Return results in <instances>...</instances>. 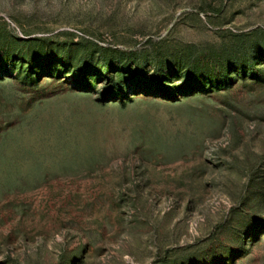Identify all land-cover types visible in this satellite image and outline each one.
Instances as JSON below:
<instances>
[{"label": "rangeland", "instance_id": "obj_1", "mask_svg": "<svg viewBox=\"0 0 264 264\" xmlns=\"http://www.w3.org/2000/svg\"><path fill=\"white\" fill-rule=\"evenodd\" d=\"M0 264H264V0H0Z\"/></svg>", "mask_w": 264, "mask_h": 264}]
</instances>
